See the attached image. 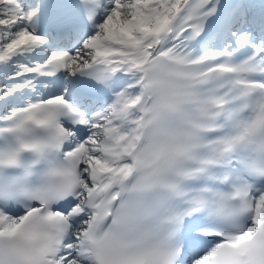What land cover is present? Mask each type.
Masks as SVG:
<instances>
[{"label":"snow or ice","instance_id":"1","mask_svg":"<svg viewBox=\"0 0 264 264\" xmlns=\"http://www.w3.org/2000/svg\"><path fill=\"white\" fill-rule=\"evenodd\" d=\"M0 264H264V0H0Z\"/></svg>","mask_w":264,"mask_h":264}]
</instances>
